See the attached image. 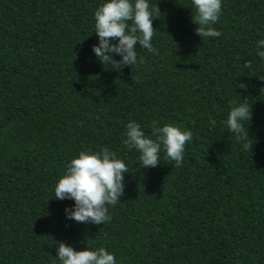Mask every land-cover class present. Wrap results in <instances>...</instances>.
<instances>
[{
    "label": "trees",
    "instance_id": "obj_1",
    "mask_svg": "<svg viewBox=\"0 0 264 264\" xmlns=\"http://www.w3.org/2000/svg\"><path fill=\"white\" fill-rule=\"evenodd\" d=\"M104 2L0 0V264H61L55 241L105 247L117 264H264V0H222V35L203 40L192 0H150L157 51L137 44L144 63L122 71L93 51ZM244 98L252 151L224 123ZM131 120L149 136L153 122L190 130L183 165L162 150L140 168L124 145ZM104 146L127 164L124 195L110 222L77 223L55 185Z\"/></svg>",
    "mask_w": 264,
    "mask_h": 264
},
{
    "label": "clouds",
    "instance_id": "obj_2",
    "mask_svg": "<svg viewBox=\"0 0 264 264\" xmlns=\"http://www.w3.org/2000/svg\"><path fill=\"white\" fill-rule=\"evenodd\" d=\"M194 14L192 21L198 27L195 34L202 40L210 37H220L222 32L215 25L223 11L222 0H192ZM163 15L159 3L153 5L150 0H105L95 10V33L99 43L93 45V51L104 66L122 71L126 66L144 63L143 57H138V48L156 52L152 39L157 28L153 21ZM118 40V43L115 42ZM264 39L257 42V55L264 59ZM119 55L121 59H114ZM246 68H251V61L245 62ZM264 80V77H259ZM240 87H246L240 84ZM264 92V88L261 89ZM230 112L224 122L242 142L244 150H251L253 143L249 142V128L245 122L252 119V103L248 98L239 103L229 99ZM210 124L216 125V120L210 118ZM126 139L124 145L135 148L139 152L138 166L140 168L156 167L160 164V152H165V159L174 161L175 167L183 165L186 144L193 139L190 130H183L171 123L158 126L153 122L151 135H146L140 123L131 120L126 124ZM129 169L123 158L104 146L99 151H81L66 166V173L55 185L54 198L57 200H73L74 205L65 209L66 217L77 223L105 224L111 221L110 206L121 201L125 190V173ZM57 255L61 264H117L115 254L105 247L92 248L87 246L77 250L66 241H55Z\"/></svg>",
    "mask_w": 264,
    "mask_h": 264
}]
</instances>
